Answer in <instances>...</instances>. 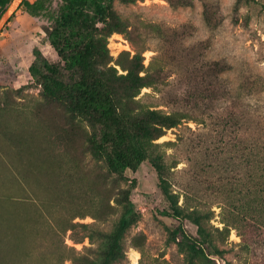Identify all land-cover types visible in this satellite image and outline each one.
<instances>
[{
	"label": "rangeland",
	"instance_id": "1",
	"mask_svg": "<svg viewBox=\"0 0 264 264\" xmlns=\"http://www.w3.org/2000/svg\"><path fill=\"white\" fill-rule=\"evenodd\" d=\"M107 4L116 28L106 38L110 64L123 73L141 52L154 83L137 98L186 116L156 140L182 213L173 211L148 160L108 174L85 149L88 123L70 120L42 95L41 79L30 72L42 60L73 81L46 35L63 0H10L0 15V264H187L176 244L184 237L206 240L211 264H264V169L248 163L251 140H264V0ZM9 162L31 186L16 181L23 193L7 199L19 179ZM34 193L50 198L53 217ZM126 206L135 221L119 257L107 261ZM9 212L11 219H1ZM70 222L88 227L66 229Z\"/></svg>",
	"mask_w": 264,
	"mask_h": 264
},
{
	"label": "trees",
	"instance_id": "2",
	"mask_svg": "<svg viewBox=\"0 0 264 264\" xmlns=\"http://www.w3.org/2000/svg\"><path fill=\"white\" fill-rule=\"evenodd\" d=\"M109 1L106 0L107 3ZM9 2L10 0H0V15ZM107 3L103 0H63L53 27L46 32L50 44L64 60L66 69L75 75L70 76L72 82L65 81L58 67L46 60H42V67L32 65L30 72L41 79L42 95L59 104L65 116L70 120H85L88 123L91 129L85 131V149L93 159L102 160L105 172L119 176L126 169L134 170L141 162L148 160L159 175V186L163 194L173 211L180 215L182 209L166 185L163 157L156 151L161 144L156 140L186 116L145 106L137 98L142 88L154 83L153 75L144 66L141 52H136L129 58L127 65L123 67V73H118L110 64L106 38L116 28L108 24L110 7ZM24 5L30 7L28 1ZM111 18L116 19L115 16ZM99 22L106 29L103 34L97 33ZM248 150L251 156L248 161L250 170L264 169V140H251ZM9 163L19 179H12L7 199L22 195L23 190L13 187L16 181L20 185L31 186L24 170L18 164ZM0 195L5 196L2 189ZM37 197L46 213L53 217L58 210L51 209L50 198ZM126 208L127 211L111 237L107 261L119 257L122 252V236L135 221L137 214L130 207ZM186 215L200 227V216L195 211ZM3 218L11 219L10 212L1 219ZM76 225L88 227L87 224L70 222L66 229H72ZM7 227H12V220H8ZM90 235L75 239L81 241L83 237L90 238ZM172 239L176 240L175 233L172 234ZM176 244L184 253L187 264L213 263L209 258L210 253L205 251L206 240L201 237H184L178 239Z\"/></svg>",
	"mask_w": 264,
	"mask_h": 264
},
{
	"label": "bare ground",
	"instance_id": "3",
	"mask_svg": "<svg viewBox=\"0 0 264 264\" xmlns=\"http://www.w3.org/2000/svg\"><path fill=\"white\" fill-rule=\"evenodd\" d=\"M133 255H134V259H137L138 253L137 252H133Z\"/></svg>",
	"mask_w": 264,
	"mask_h": 264
},
{
	"label": "water",
	"instance_id": "4",
	"mask_svg": "<svg viewBox=\"0 0 264 264\" xmlns=\"http://www.w3.org/2000/svg\"><path fill=\"white\" fill-rule=\"evenodd\" d=\"M7 16H8V14H6V18H7ZM6 18H4V19H6Z\"/></svg>",
	"mask_w": 264,
	"mask_h": 264
}]
</instances>
